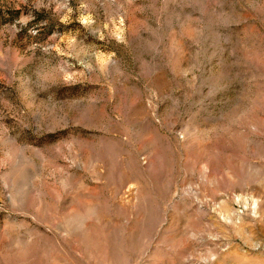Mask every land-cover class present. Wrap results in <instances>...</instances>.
<instances>
[{
    "label": "rangeland",
    "instance_id": "obj_1",
    "mask_svg": "<svg viewBox=\"0 0 264 264\" xmlns=\"http://www.w3.org/2000/svg\"><path fill=\"white\" fill-rule=\"evenodd\" d=\"M0 264H264V0H0Z\"/></svg>",
    "mask_w": 264,
    "mask_h": 264
}]
</instances>
